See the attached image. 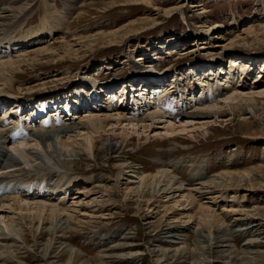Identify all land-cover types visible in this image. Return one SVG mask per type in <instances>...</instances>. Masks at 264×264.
<instances>
[{
    "label": "rangeland",
    "instance_id": "rangeland-1",
    "mask_svg": "<svg viewBox=\"0 0 264 264\" xmlns=\"http://www.w3.org/2000/svg\"><path fill=\"white\" fill-rule=\"evenodd\" d=\"M7 6L0 63L15 65L11 84L0 83V130L10 131L4 149L17 170H0V185L22 204L59 208L66 229L6 209L14 223L0 222V264H264V0H1L0 12ZM54 12L65 29L51 28ZM175 79L173 95L162 92ZM233 93L252 100L224 101ZM54 95L81 105L44 114ZM215 104L216 117L183 120ZM152 113L151 125L129 120ZM109 115L92 157L80 151L86 131L56 134L53 148L28 134ZM162 173L204 195L143 186L140 197V181Z\"/></svg>",
    "mask_w": 264,
    "mask_h": 264
},
{
    "label": "bare ground",
    "instance_id": "bare-ground-1",
    "mask_svg": "<svg viewBox=\"0 0 264 264\" xmlns=\"http://www.w3.org/2000/svg\"><path fill=\"white\" fill-rule=\"evenodd\" d=\"M1 1V0H0ZM12 1H16V0H12ZM8 8H9V6H7L6 8H4L1 12H0V14H3V13H6L7 12V10H8ZM5 9H7V10H5ZM7 15V14H6ZM6 15H0V31L2 30L3 32L2 33H0V41H6L5 40V38H6V36L7 35H9V34H11L12 32H8V30H9V22H10V19L6 16ZM13 17V16H12ZM15 18V17H14ZM47 19H49V23L50 24H52L51 25V28H53V29H57V28H62V29H65L64 28V23L66 22V18L64 17V16H56L55 15V12L54 13H52V14H50L48 17H47ZM14 20V19H13ZM7 23V24H6ZM11 23H13V22H11ZM8 26V27H7ZM12 26V25H11ZM49 26V25H48ZM12 28V27H11ZM36 29V28H35ZM12 30V29H11ZM15 30V29H14ZM51 31V30H50ZM54 31V30H53ZM52 32H49L48 34H51ZM9 41H11V40H9ZM9 41H7V45L8 44H10V42ZM1 43V42H0ZM8 46H10V45H8ZM68 46V45H67ZM43 53V52H42ZM42 55V54H41ZM22 60V59H21ZM6 62H2V63H0V83H2V85H5V84H8V85H10L11 84V82H10V84H9V81L11 80V79H9V78H7V77H5V75L8 73L9 74V72H10V70H11V67H13L14 68V63L13 62H7V60H5ZM9 61V60H8ZM235 62L236 61H231V64L234 66L235 65ZM135 63H137V62H135ZM244 64V63H243ZM248 64V63H247ZM246 65V64H245ZM248 67L249 66H251V63L250 64H248L247 65ZM250 68V67H249ZM191 69V68H190ZM260 69V68H259ZM139 73H141L140 71H139ZM182 74H183V77H186V78H191V77H193L194 75H193V71H190V70H183L182 72H181ZM7 76V75H6ZM257 76H259V74L257 75ZM259 78V77H258ZM178 79V78H177ZM256 77H254V81H256ZM261 79V78H260ZM263 79V78H262ZM208 80V79H207ZM257 82V81H256ZM127 84V83H126ZM158 84V83H157ZM125 85V84H124ZM176 86H177V80L175 79V81H173V83L171 84V85H167V84H165V88L164 89H161L162 90V92H164V93H171V95H173L172 93L175 91V88H176ZM125 87H127V86H125ZM153 87L155 88H157L156 90V92L158 93L159 91L158 90H160V88L159 87H157V86H155V85H153ZM130 88H131V86L129 85L128 86V89L130 90ZM159 88V89H158ZM79 89V88H78ZM121 90V89H120ZM79 91H81L79 94H77V96L78 95H80L82 92H83V90H82V88H80L79 89ZM124 91H126V88L125 89H123V91H117L116 92V94H115V96H117V98L119 97V99H121L122 98V96L124 97L125 96V98H127L128 97V93L129 92H132V91H128V92H124ZM151 93H154V89L152 90V92ZM159 93H161V92H159ZM234 93H237V91L236 92H234ZM231 94V96H229L228 98H226L224 101H226V100H233V101H246V100H252V99H250L251 97H248L249 99H244L243 97H240L241 95H239V96H237V94L235 95V94ZM0 94H1V92H0ZM109 94V93H108ZM248 94H252V93H247V95ZM256 94H258V96L260 95V96H262V93H256ZM94 95V94H93ZM156 95V94H155ZM244 96V95H243ZM249 96V95H248ZM65 98V97H64ZM167 98H168V96H167ZM170 98V97H169ZM252 98H254V97H252ZM114 99H115V97H114ZM75 101V100H74ZM79 101H77L76 102V104L78 103ZM113 102V100L111 99V101L109 100V103H112ZM118 102H120V101H118ZM80 103H81V101H80ZM116 103V102H115ZM221 103V102H220ZM220 103H219V101H218V104L220 105ZM163 104V103H162ZM218 104H215V105H208V106H205V108H203V109H200V110H198V111H193V112H188V113H186V114H184L185 115V118L183 119V120H185L186 122L187 121H192V120H197V118H199V116H207V115H211V116H217V115H219V114H221V112L220 111H218V110H220V108H218V110L216 111V112H213V110L212 109H214V108H217V107H219V105ZM224 104V103H223ZM237 104H238V102H237ZM60 105H61V103H60ZM123 107V102H122V104L120 105V109ZM47 108V107H46ZM198 108V107H197ZM15 111H17V109L15 108H11V112H9V113H12V112H15ZM48 111V110H47ZM47 111H45V112H47ZM50 111V110H49ZM144 111V110H143ZM234 111V110H233ZM166 112V111H165ZM53 114H55V113H53ZM6 116H7V112H6V114H5ZM138 115V114H137ZM163 115V114H162ZM5 116V117H6ZM112 116L113 115H109V116H105L104 118H88V120H84V121H82L81 123H69V124H63V122L64 121H62V122H57V124H56V127H54V128H52V129H50V128H47V127H45V129H39V130H34L33 132H31V131H28V134H30V136L31 137H33L34 139H35V141L37 142H39L42 146H44L45 147V144L47 143L48 145H47V148H53V146H54V144H52V145H50L52 142H54V139L55 138H58L59 136H55L56 134L57 135H60L61 133H67V132H69V131H72V132H75V131H82L81 133H83L84 131H86L87 132V134H89V136H85L84 138H83V141L85 142V145L82 147V149L80 150V151H85V152H87L91 157L94 155V145H93V143H94V141L96 140V138H94V135H96V134H99V132H103V126H104V124H105V122L107 121H109V120H111V119H113L112 118ZM117 116H120L119 114L117 115ZM180 116V115H179ZM178 116V117H179ZM87 117V116H86ZM97 117V116H96ZM140 116H137L136 118H134L133 116L131 117V118H129V120H134V121H137L138 123H140V125H143L146 121H147V118H149V120H151L150 121V125L152 124V123H154L153 121L154 120H156V118L157 117H159V116H157V115H154V113H152V114H149V116L147 115V117L146 118H140V119H138ZM160 117H162V116H160ZM175 118V117H174ZM177 118V117H176ZM175 118V119H176ZM16 122V121H15ZM133 122V121H132ZM149 122V121H148ZM157 122V121H156ZM181 123V122H180ZM130 124L132 125L133 123H131L130 122ZM129 124V125H130ZM146 124V123H145ZM144 124V125H145ZM183 124H185V123H183ZM135 125H137V123L136 122H134V126ZM23 126V125H22ZM174 127V126H173ZM145 128V127H144ZM143 128V129H144ZM166 128V127H165ZM175 129L176 128H172V126L170 127V128H168L166 131H165V134H167V137H169V138H174L175 137V135H176V133H177V131L179 130V131H183V129H184V125H181V126H179V128L177 127V129L178 130H176V133H174V131H175ZM13 131V130H12ZM27 131V130H26ZM185 131V130H184ZM89 132H91V134L89 133ZM10 133V131H9V129H7V127H6V130L5 129H3V130H0V170H6V168H9L10 169V171L9 172H12V171H15V170H17V169H15L16 167H17V165L16 164H13L12 162L14 161V159H13V157H11V155H10V158L9 157H6V151H5V147H6V143L8 142H10V140L11 141H13L12 140V136L9 134ZM19 134V133H18ZM87 134H84V135H87ZM36 143V144H38L39 145V143ZM59 142H60V140H59ZM59 142L57 141V144H59ZM62 142V141H61ZM13 143V142H12ZM56 144V145H57ZM72 144V143H71ZM75 144V143H74ZM96 144V143H95ZM112 145V144H111ZM28 146V145H27ZM58 146V145H57ZM71 146L72 145H70V143H67L66 144V142L65 143H62V145H61V147H62V149H69V148H71ZM75 146V145H74ZM24 147H26V145L24 146ZM114 147L112 146L111 147V149H113ZM111 149H109V150H111ZM108 150V151H109ZM112 151V150H111ZM54 152V151H53ZM46 153V152H45ZM56 153V152H55ZM66 152H64V154H65ZM73 153V152H72ZM74 154V153H73ZM32 155V154H31ZM35 155H37V153L35 154ZM48 155V154H47ZM50 155V154H49ZM52 155V154H51ZM9 156V155H8ZM60 156V155H59ZM64 156H67V155H64ZM47 157H49V156H47ZM50 158V157H49ZM6 159H8V160H6ZM12 161V162H11ZM68 163V162H67ZM66 164V163H65ZM68 165V164H67ZM69 166V165H68ZM130 168H132V167H130ZM129 167H128V169H130ZM12 169V170H11ZM130 174L131 175H134V173L133 172H130ZM120 175V174H119ZM227 175V174H226ZM133 177V176H132ZM223 177V176H222ZM226 177H228V176H226ZM229 178H231V177H229ZM242 178V177H241ZM8 178H7V176H5V177H3V179H2V181L4 182L5 180H7ZM223 179V178H222ZM22 180V179H21ZM141 180V179H140ZM222 181V180H221ZM150 182V183H149ZM128 183V182H127ZM131 183V182H130ZM147 183H149V184H147ZM200 184V183H199ZM211 184V183H210ZM8 185V184H7ZM212 185V184H211ZM143 186H146V188H147V186L148 187H150V189H149V191H150V193H152L154 196H158V194L160 193L163 197H165V198H170V197H172L174 194H176V193H179V194H181V193H183V192H186L187 193V197H189V199L190 198H194V199H196L197 197H201V196H203L204 195V192L200 189V188H197V189H193V190H191V191H185V189H184V186L185 185H183V184H180V183H175L174 181H172V179H170V177L165 173V174H160V176L159 177H152L151 178V180L150 181H148L147 179L146 180H142V181H140V185L137 187V192H139L141 189V191H140V197L141 196H144L145 195V193H147L146 191H144V189L142 188ZM201 186H203L202 184H201ZM161 187H163V189L162 190H160V191H158L159 189L158 188H161ZM191 187V186H190ZM205 187H206V185H205ZM208 187H210L209 185H208ZM203 188H204V186H203ZM79 189V188H78ZM82 189V188H81ZM6 190V188H5V185H3V184H1L0 185V197L1 196H3L1 199H0V211H3V212H1L0 214H1V216H0V222L2 223H4L3 224V228H6V227H10V225L11 224H13L14 223V220L12 219V218H9L8 220L9 221H12V223H7V222H4V219L6 218V217H2L3 216V214L2 213H4V211H7L6 209H8V210H11V209H14V207H15V209L14 210H19L21 213L20 214H23V215H18V216H20V217H18V219H20V221H23L24 219L26 220L27 218H32V219H37L38 221H48V220H50L51 222H56V220H57V218H59V215H61V214H63L62 212H60V210H59V208H56V207H54V206H50V207H48L46 204H38V203H36V204H33V205H29V204H27V205H25V204H22L21 202V200H19V196L18 197H7V194H5V195H3V192ZM13 190H15V189H13ZM48 190L50 191V192H52L53 190H55V189H53V188H51V186H49L48 185ZM148 190V189H147ZM20 193H23V191L22 190H18ZM8 192V191H7ZM16 192V191H15ZM137 192H136V194H137ZM145 192V193H144ZM135 192H132V194H134ZM9 194V193H8ZM20 195V194H19ZM206 195V194H205ZM137 196V195H136ZM146 196V195H145ZM161 196V197H162ZM160 197V196H159ZM158 197V198H159ZM181 197H184V195L183 196H181ZM186 198V197H185ZM198 199V198H197ZM192 200V199H191ZM4 202H7V203H9V202H11V204L10 205H4L5 203ZM31 206H33V208L31 207ZM31 207V208H30ZM200 209H203L202 207L200 208ZM33 210V212H31ZM208 210V209H207ZM13 211V210H12ZM23 211L24 212H28V213H26V214H33V215H24V213H23ZM18 212V211H17ZM205 214H207V216L208 217H214V216H212V214H210L208 211H205ZM205 218H206V216H205ZM214 219V218H213ZM7 220V221H8ZM207 220V219H206ZM210 220V219H209ZM56 223H59V230L61 231L62 229H66V228H64L65 226V222L64 221H57ZM223 225V224H222ZM11 228V227H10ZM249 229V228H248ZM244 230V229H243ZM63 231V230H62ZM212 231V230H211ZM247 231V230H246ZM251 232V231H250ZM3 236V235H2ZM1 236V237H2ZM224 246V245H223ZM226 247H227V245H225ZM108 251V250H107ZM45 254H43L42 256H43V258L44 259H46V257H47V253H46V251L44 252ZM7 255L8 254V251L7 250H5L3 247L1 248V250H0V255ZM136 255V254H135ZM131 256V255H130ZM131 259V258H130ZM45 263V262H44ZM48 263V262H47Z\"/></svg>",
    "mask_w": 264,
    "mask_h": 264
}]
</instances>
